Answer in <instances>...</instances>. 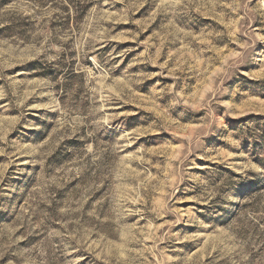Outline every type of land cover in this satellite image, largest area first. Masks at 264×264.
I'll use <instances>...</instances> for the list:
<instances>
[{"label": "rangeland", "instance_id": "1", "mask_svg": "<svg viewBox=\"0 0 264 264\" xmlns=\"http://www.w3.org/2000/svg\"><path fill=\"white\" fill-rule=\"evenodd\" d=\"M79 1L0 0V264H264V0Z\"/></svg>", "mask_w": 264, "mask_h": 264}, {"label": "trees", "instance_id": "2", "mask_svg": "<svg viewBox=\"0 0 264 264\" xmlns=\"http://www.w3.org/2000/svg\"><path fill=\"white\" fill-rule=\"evenodd\" d=\"M66 2H68V4H74V2H76V4H74L76 6L77 9H84V7H82V1H74V0H65ZM78 2V3H77Z\"/></svg>", "mask_w": 264, "mask_h": 264}]
</instances>
